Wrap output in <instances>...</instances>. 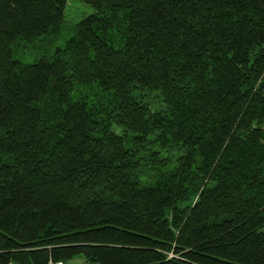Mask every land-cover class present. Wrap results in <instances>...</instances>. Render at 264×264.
Instances as JSON below:
<instances>
[{
  "label": "trees",
  "instance_id": "1",
  "mask_svg": "<svg viewBox=\"0 0 264 264\" xmlns=\"http://www.w3.org/2000/svg\"><path fill=\"white\" fill-rule=\"evenodd\" d=\"M82 1L0 0V264H264V0Z\"/></svg>",
  "mask_w": 264,
  "mask_h": 264
},
{
  "label": "rangeland",
  "instance_id": "2",
  "mask_svg": "<svg viewBox=\"0 0 264 264\" xmlns=\"http://www.w3.org/2000/svg\"><path fill=\"white\" fill-rule=\"evenodd\" d=\"M94 11L89 3L82 0H68L65 18L59 26L49 31L47 34L33 38L20 39L14 44L15 56L22 62L30 63L43 56H51L58 45H63L65 41L76 32L78 22ZM85 87H77L76 93L84 92ZM100 90L92 89V98L99 95ZM95 93V94H94ZM142 184H152L156 174L153 171L144 169L140 173ZM197 197L194 195L193 201ZM69 264H89L83 256L73 258Z\"/></svg>",
  "mask_w": 264,
  "mask_h": 264
},
{
  "label": "built area",
  "instance_id": "3",
  "mask_svg": "<svg viewBox=\"0 0 264 264\" xmlns=\"http://www.w3.org/2000/svg\"><path fill=\"white\" fill-rule=\"evenodd\" d=\"M49 264H66V263L63 262V261H53V260H51V261L49 262Z\"/></svg>",
  "mask_w": 264,
  "mask_h": 264
}]
</instances>
